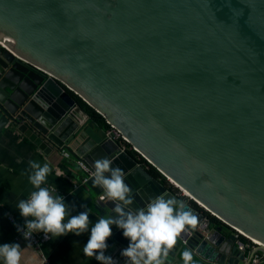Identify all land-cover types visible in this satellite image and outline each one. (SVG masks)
Segmentation results:
<instances>
[{"label":"water","instance_id":"95a60500","mask_svg":"<svg viewBox=\"0 0 264 264\" xmlns=\"http://www.w3.org/2000/svg\"><path fill=\"white\" fill-rule=\"evenodd\" d=\"M0 43V130L62 156L98 215L116 218L91 175L107 158L132 210L163 195L197 217L168 264L185 249L247 264L234 235L207 238L203 211L264 253V0H0ZM112 233L105 255L125 264L129 240Z\"/></svg>","mask_w":264,"mask_h":264},{"label":"clouds","instance_id":"9594fccd","mask_svg":"<svg viewBox=\"0 0 264 264\" xmlns=\"http://www.w3.org/2000/svg\"><path fill=\"white\" fill-rule=\"evenodd\" d=\"M111 165L112 161L107 158L98 159L94 162L91 175L94 184L103 190L100 200L113 202L112 212L116 218L113 215L101 217L89 227L88 211L72 215L75 206L66 204L64 197L55 194L54 188L43 186L52 171L49 164L29 161L31 172L28 179L34 190L26 200L22 199L16 205L24 220L23 226L15 225L17 232L25 240L38 233L50 239L69 233L80 236L88 232L90 235L83 246V254L99 264H117L116 260L105 255L109 247L107 241L115 225L129 240L127 248L120 253L125 258V264H168L170 253L181 235L197 227V217L191 210H185L183 201L166 199L163 195L155 197L145 208L132 210V190L124 182L122 169ZM22 259L23 250L18 243L0 245L2 264H21ZM180 259L182 264H194L191 250H183ZM26 264H38L36 257H31Z\"/></svg>","mask_w":264,"mask_h":264},{"label":"crops","instance_id":"0c3cea01","mask_svg":"<svg viewBox=\"0 0 264 264\" xmlns=\"http://www.w3.org/2000/svg\"><path fill=\"white\" fill-rule=\"evenodd\" d=\"M84 109L90 113L89 110ZM29 161H35L41 165L45 163L49 164L52 171L47 177L46 184L43 186L54 188L56 190L55 194L64 197L66 204L70 206L74 205L75 208L71 212L72 215L78 214L81 211H88L89 227L101 218L95 210H92L89 205L84 203L80 196L74 195L77 189L74 186L79 184L68 173L62 156L55 153H46L15 132L3 129L0 130V245L18 243L23 250L21 264H26L33 256L36 257L38 264H46L43 259L44 256L48 259L49 264H99L94 258H88L83 254V246L87 243L90 235L88 232L80 236L69 233L59 238H50V241L40 251L31 242L20 237L10 224L7 218L8 212L14 216L16 222L20 224L24 223L16 205L20 200H26L34 190L28 179L31 172ZM82 205L84 207H81ZM217 228L210 226L211 231H215ZM220 228L222 229V234L227 238L231 235L235 236L231 228L226 226ZM238 241L246 242L237 238V242L234 245H238ZM107 243L110 247V238ZM242 251L246 256L248 264L253 252L250 250ZM193 258L196 261L200 259L194 256Z\"/></svg>","mask_w":264,"mask_h":264},{"label":"built area","instance_id":"2783aa9c","mask_svg":"<svg viewBox=\"0 0 264 264\" xmlns=\"http://www.w3.org/2000/svg\"><path fill=\"white\" fill-rule=\"evenodd\" d=\"M0 48L7 50L8 52H10L9 48L6 47L5 45L0 43ZM112 129H110V131L114 130L116 133L115 139L118 141H126L125 137L122 135L121 132H119L118 130L114 129L113 126H111ZM134 149V148H133ZM79 165L80 167L84 170V171H88V169L85 167V164L82 161H79ZM168 185L179 195L183 196V197H188V195L177 185H175L171 180H166ZM75 188H78V185L74 186ZM29 197V196H28ZM27 197V198H28ZM7 218L8 221L10 222V224L14 227L15 231L17 232L16 226L15 225H21L23 226V224H20L18 222H16L14 216L8 212L7 214ZM205 226L203 227V230L207 232V238H210V233L213 232L210 230V226L212 227L210 221L208 220V218H206L204 220ZM208 224L209 227L207 226ZM213 228V227H212ZM210 230V231H209ZM235 233V237H237L238 239H240V237H244L247 241L246 242H241L238 241V245L240 247L241 250H250L252 251L254 254L250 259V263L249 264H264V253H260L257 252L258 251V247H261L263 245L259 244L258 242H256L255 240H253L252 238L245 236L244 234H242L241 232L237 231V230H233ZM17 234L23 238V235L19 232H17ZM24 239V238H23ZM25 240V239H24ZM28 242H31L32 245L37 249V250H42L44 245H46L50 239H45L44 234L43 233H38V234H33L32 238L30 240H26ZM187 242L184 241V244H186ZM44 261L46 262V264H49L48 259L44 256L43 257Z\"/></svg>","mask_w":264,"mask_h":264},{"label":"trees","instance_id":"16d2710c","mask_svg":"<svg viewBox=\"0 0 264 264\" xmlns=\"http://www.w3.org/2000/svg\"><path fill=\"white\" fill-rule=\"evenodd\" d=\"M75 97V96H74ZM75 99H76V101L81 105V106H83L84 108H86L87 110H89L90 111V113L92 114V115H98V116H100L99 115V113H97L96 111H94V109H91L90 107H88L82 100H80L79 98H77V97H75ZM121 142H123V144L126 146V148L129 150V152L130 153H133V154H136L137 153V151L135 150V149H133V148H130V145L127 143V142H125V141H121ZM149 165H150V167H151V172L155 175V176H157V177H161V174L159 173V171L156 169V168H154L153 167V165H151L150 163H148ZM192 205L196 208V209H199V210H201V208L196 204V203H194V202H192ZM204 213H205V215H206V218H208V220L210 221V223H211V225H212V227L214 228V227H224V226H226L223 222H221L219 219H217L216 217H214L213 215H211L210 213H208V212H205V211H203ZM227 227V226H226ZM240 239L241 240H244V241H247L244 237H240ZM194 257H196V256H194Z\"/></svg>","mask_w":264,"mask_h":264},{"label":"bare ground","instance_id":"6f19581e","mask_svg":"<svg viewBox=\"0 0 264 264\" xmlns=\"http://www.w3.org/2000/svg\"><path fill=\"white\" fill-rule=\"evenodd\" d=\"M172 181V180H171ZM173 182V181H172ZM174 183V182H173ZM175 184V183H174ZM175 185H177V184H175ZM184 191V190H183ZM185 192V191H184ZM186 193V192H185ZM187 194V193H186Z\"/></svg>","mask_w":264,"mask_h":264}]
</instances>
